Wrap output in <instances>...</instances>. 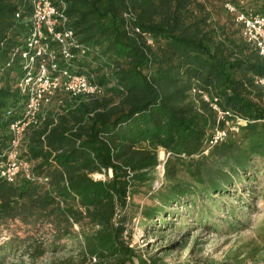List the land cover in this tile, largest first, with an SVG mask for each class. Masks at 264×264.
<instances>
[{
  "label": "trees",
  "instance_id": "16d2710c",
  "mask_svg": "<svg viewBox=\"0 0 264 264\" xmlns=\"http://www.w3.org/2000/svg\"><path fill=\"white\" fill-rule=\"evenodd\" d=\"M58 1L76 40L91 48L61 67L86 74L102 93L60 92L25 130L20 158L32 178L0 177V263L19 252L30 264L45 256L49 264H169L143 259L125 241L128 207L145 188L155 205L143 207V223L174 205L194 207L201 223L204 204L227 196L257 160L264 165V89L256 83L264 60L224 8L264 17V0ZM128 9L134 21L123 16ZM29 14L28 0H0V154L26 102L17 84ZM130 25L139 33L129 34ZM218 111L246 124L211 146ZM160 150L169 154L167 185L152 193Z\"/></svg>",
  "mask_w": 264,
  "mask_h": 264
},
{
  "label": "rangeland",
  "instance_id": "374dc122",
  "mask_svg": "<svg viewBox=\"0 0 264 264\" xmlns=\"http://www.w3.org/2000/svg\"><path fill=\"white\" fill-rule=\"evenodd\" d=\"M204 1V0H201ZM169 154L160 150L151 188L156 193L167 185L164 165ZM257 160L255 168L236 186L229 188L227 196H214V204H204L207 219L195 222V208L173 206L163 219L142 222L141 210L154 206L146 189L141 188L128 207L131 223L125 241L143 259L157 255L165 263L174 264H264V168ZM94 179H104L94 175ZM179 172L177 179L183 180ZM194 214V216H193ZM175 244L174 247L166 248ZM69 252L59 254L66 257ZM7 256V257H6ZM53 257L37 259L35 264H49ZM55 259V258H54ZM0 264H30L26 256L3 255ZM94 261V260H93Z\"/></svg>",
  "mask_w": 264,
  "mask_h": 264
},
{
  "label": "built area",
  "instance_id": "2783aa9c",
  "mask_svg": "<svg viewBox=\"0 0 264 264\" xmlns=\"http://www.w3.org/2000/svg\"><path fill=\"white\" fill-rule=\"evenodd\" d=\"M28 3L29 28L20 53L24 75L17 84L26 102L21 116L10 124L9 143L0 154V177L9 183H13L20 174L27 179L32 178L30 163L20 158V146L25 130L37 124L39 112L52 97L60 92L72 97L102 93V88L92 83L86 74L73 73L69 66L61 67L62 63L67 64L75 57H87L91 53V48L80 44L68 27L64 3L58 1L55 4L53 0H28ZM224 8L235 15V21L242 26L243 37L264 60V17L252 11L238 12L230 3H225ZM123 16L135 20L129 9ZM128 33H139V28L130 25ZM256 83L264 89V75ZM204 100L208 101L207 97L204 96ZM262 100L264 102V97ZM213 108L217 110L215 106ZM224 116L218 111L211 146L223 141L227 131H237L239 126L246 124L240 119L227 120ZM220 123L223 128L218 127Z\"/></svg>",
  "mask_w": 264,
  "mask_h": 264
}]
</instances>
